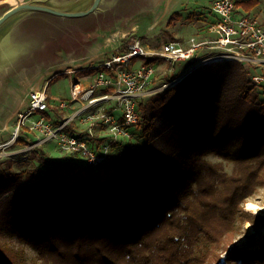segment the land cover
<instances>
[{
    "label": "trees",
    "instance_id": "obj_1",
    "mask_svg": "<svg viewBox=\"0 0 264 264\" xmlns=\"http://www.w3.org/2000/svg\"><path fill=\"white\" fill-rule=\"evenodd\" d=\"M256 2L235 5L249 11ZM127 44L123 40L118 51ZM201 68L153 100L144 131L170 112L159 141L138 153L123 142L119 162L94 178L90 171L76 177L63 161L59 174L40 179V167L56 159L34 145L37 165L23 172L36 183L19 191L21 172L1 161L0 232L34 246L40 264H264V242L255 251L230 247L244 234V223L260 217L243 204L264 186V89L241 63ZM104 69L100 64L84 72ZM138 109L141 120L133 126L146 118L144 105ZM42 113L50 123H62L55 109ZM24 131L27 126L19 125L15 142L34 144ZM94 134L87 141L97 153L118 139L98 143ZM209 154L220 161L207 160ZM105 156L99 165L107 164L110 154ZM224 162L232 163L231 172ZM0 264L28 263L20 245L0 240Z\"/></svg>",
    "mask_w": 264,
    "mask_h": 264
},
{
    "label": "rangeland",
    "instance_id": "obj_2",
    "mask_svg": "<svg viewBox=\"0 0 264 264\" xmlns=\"http://www.w3.org/2000/svg\"><path fill=\"white\" fill-rule=\"evenodd\" d=\"M26 1L28 0H0V14L7 8ZM47 1L66 4L71 3L73 0ZM118 1L116 0L114 3L116 4ZM160 1L162 0H146L141 5L139 3L137 6H132L125 14L120 10L121 15L117 20L109 21V23L105 22L101 25L96 21L93 22L92 16L89 14L90 17L88 15L60 17L44 11H35L22 17L21 22L24 31L27 29V34H36L38 45L31 49L29 53L22 55L18 62L10 66L0 65V144L7 143L5 147H0V163L5 159L10 160L12 171L21 172V182L17 190H31L36 183L35 180L30 179L23 172L24 169L37 165L35 162L38 158L37 155H34L35 161L31 155L33 145H38L50 157L56 159V163L41 166L39 169L40 179L46 180L53 174L61 172L63 161L72 165L76 177L81 175L83 171H90L91 178H94V176L99 175L101 170L106 167H114L119 162L122 157L121 153L125 148L122 145L123 142L129 145V149L133 147V151L138 153L144 151L150 144L159 141L161 133L167 128L166 120L170 112L159 115L153 121V129L148 132L144 131L143 126L148 119L153 100L178 83L188 72L202 69L201 67L206 65L201 64L188 71L189 63L178 62L172 69L163 60H154L152 64L155 66V71L149 89L135 100L138 108L139 104L144 105L146 108V118L145 120L142 118L141 123L137 126L132 125L130 127V138L114 135L104 125H99L94 129V135L99 139L98 143L112 140V138L121 139V143L117 141L118 139L112 140V148L110 144H106L107 141L104 143V153L106 155L110 154L106 165L97 164V166H94L91 163L89 164L83 157L63 149L56 139L45 138L46 134L40 131L30 129L27 132L24 131L26 132L25 135L35 140L34 144L16 143L15 139L18 134L17 124L20 115L27 110L28 93L31 89L45 88L48 95V111L55 109L57 117L62 122L64 120L69 122L65 127L67 132L83 134L85 132V115L83 113L87 108H85L86 100L77 97L74 101L73 94L78 90V87L76 86L73 89L72 83L77 81L76 76L86 74L87 72L84 71L89 69L88 67L100 65L112 53H119L118 45H121L123 40H128L129 43L132 39H139L150 51H156L170 39H177L185 43L189 37H203L206 26L215 18L212 9L215 0ZM103 3H105V0ZM115 4L112 6L106 5V8L101 5L100 10L109 12ZM120 12L118 11V13ZM236 12L247 14L264 23V0H257L255 6L249 11H246L242 6H236ZM39 17L45 19L41 21ZM16 18L18 17L16 16ZM16 18H12L0 28V42H2L6 33L7 24ZM60 23L69 24V26L60 30L53 29V24ZM122 26L130 29L125 35L119 36L120 32L115 37L109 36L115 28ZM142 60L141 57H137L131 61V64L138 66ZM69 70L72 71L69 72ZM94 78L95 73L91 74L88 79L83 80L84 85L81 83L80 86H87ZM61 100L66 102L64 107L59 106ZM109 102L116 105L114 101L100 102L98 107L91 108L92 112H96V108L103 106L112 109L113 105L108 106ZM112 113L119 117L123 112L119 108ZM35 115L38 116L37 113ZM37 116L35 117L37 118ZM51 117L53 118L54 115L52 114ZM51 122L53 126H58L54 123L55 121ZM24 123L27 125L29 120L25 119ZM205 158L213 162L220 161V158L213 154H209ZM98 165L99 168H97ZM224 168L227 172H231L232 163L224 162ZM0 169H4V163L0 164ZM133 170V165H128L125 171L131 173ZM68 175H71V173ZM247 202L257 204L258 208L255 211L248 209L246 207ZM247 202L243 204V210L260 217L257 218L254 224L244 223V234L235 242V245L242 251H255L260 249L264 242V232L260 229L261 224L264 223V186L259 187L255 195ZM251 229L252 231H250ZM0 240L20 245L24 250L25 260L28 264H40L37 249L34 246L20 243L15 236L10 237L5 230H1Z\"/></svg>",
    "mask_w": 264,
    "mask_h": 264
},
{
    "label": "built area",
    "instance_id": "obj_3",
    "mask_svg": "<svg viewBox=\"0 0 264 264\" xmlns=\"http://www.w3.org/2000/svg\"><path fill=\"white\" fill-rule=\"evenodd\" d=\"M212 9L215 18L206 26L203 37H189L185 43L170 39L156 51H150L139 39H132L125 51L112 53L102 61L105 69L95 72V78L87 86H80L79 80L73 82L72 88L78 87L73 98L86 100L83 134L65 131L67 120L53 126L44 117L42 112L48 109L45 88L29 91L28 107L20 115L17 130L19 125H24L32 131L43 132L48 139H56L67 152H78L93 165L101 163L104 151L97 153L87 141L93 136L95 127L104 125L114 135L129 136L127 126L141 120L135 100L149 89L155 66L143 60L140 65L134 66L131 61L137 57L149 59L156 56L157 61L163 60L172 69L178 62L189 63L188 71L201 64L235 61L249 70L250 78L257 87L264 89V23L247 14H238L234 0H215ZM107 101H114L116 105L112 109L99 107L92 112L91 108ZM65 105V101L59 102L60 107ZM119 108L123 113L118 117L112 112ZM35 113L37 118L26 125L24 120ZM6 145L2 143L0 147Z\"/></svg>",
    "mask_w": 264,
    "mask_h": 264
},
{
    "label": "bare ground",
    "instance_id": "obj_4",
    "mask_svg": "<svg viewBox=\"0 0 264 264\" xmlns=\"http://www.w3.org/2000/svg\"><path fill=\"white\" fill-rule=\"evenodd\" d=\"M68 1V0H64ZM89 0H83V2H87ZM104 0H101L99 7L101 8V5H103V8H106L105 6H112L116 0H105V3L102 4ZM138 0H120V9L117 8V12L124 9V6H127L131 3H134ZM56 2V1H55ZM54 5L60 6L64 5L62 3L58 4L59 2H50ZM116 12V13H117ZM92 16V21H96L99 25L102 23H109L111 18L115 17L114 13L108 12L105 16L104 13L100 14H89ZM88 15V16H89ZM89 16V17H90ZM21 16L14 19L6 28V33L4 34L2 42H0V65H8L10 66L13 63L18 62L25 53H29L31 49L34 47H37L38 42L36 41V34H27L26 29L24 31L22 22L23 20ZM41 21H43L45 18L39 17ZM21 22V23H20ZM69 26V24L64 25V23L60 24H53L52 27L55 30L65 29ZM249 205H252L253 207H249ZM246 207L250 210L255 211L258 208V205L253 202H247ZM261 231L264 232V223L261 224ZM252 231V229L250 230ZM244 240V239H243Z\"/></svg>",
    "mask_w": 264,
    "mask_h": 264
},
{
    "label": "water",
    "instance_id": "obj_5",
    "mask_svg": "<svg viewBox=\"0 0 264 264\" xmlns=\"http://www.w3.org/2000/svg\"><path fill=\"white\" fill-rule=\"evenodd\" d=\"M82 1L83 0H73L71 3L57 6L47 0H28L4 10L0 14V28L12 18H16V16H21L22 18L24 15L34 13L35 11H44L60 17H75L88 15L100 10L99 5L101 0H89L81 3ZM9 23L7 25H9ZM233 246L237 245L234 243V245L230 247Z\"/></svg>",
    "mask_w": 264,
    "mask_h": 264
},
{
    "label": "crops",
    "instance_id": "obj_6",
    "mask_svg": "<svg viewBox=\"0 0 264 264\" xmlns=\"http://www.w3.org/2000/svg\"><path fill=\"white\" fill-rule=\"evenodd\" d=\"M139 2H134V3H131V4H129V5H127V6H124L125 8L124 9H122L121 11L123 12V14H125L126 12H128L129 10H130V8L132 7V6H137L139 3H140V5L145 1L146 2V0H138ZM163 1V0H162ZM162 1H160V2H162ZM160 2H158V3H160ZM115 4V3H114ZM119 7V9H120V0L118 1V3H116L115 5H114V7H112V9H110L109 10V12H111V13H114L115 14V17H113V18H111V20H110V22L112 21H114V20H117L118 19V17L121 15V12L120 13H118L117 12V8ZM98 11H100V12H98ZM97 12L98 13H100V14H102V13H104L105 14V16H106V14L108 13L106 10H98ZM117 12V13H116ZM98 13H93V14H98ZM157 19H158V17H156ZM128 30H130V29H126V28H123V26L122 27H118V28H115L114 30H113V32H111V34L109 35V36H113V37H115V36H117L118 35V33H120L119 34V36H123V35H125V33L128 31ZM109 36H107V37H109ZM88 68H91V67H88ZM85 70V69H84ZM84 70H82V71H84ZM91 74H94V73H86V74H83V75H79V76H76L77 77V80H79V81H81V83H82V85H84L83 84V80H85V79H88L89 77H90V75ZM90 83V82H89ZM76 99H74V101H75ZM110 105H113L111 102H109L108 103V106H110ZM107 107V106H106ZM35 114H32V115H30L27 119L30 121V120H33V119H36V117L35 116H37V115H35ZM49 122H50V120H48ZM36 134V133H35ZM45 138H47V137H45ZM48 140V139H47Z\"/></svg>",
    "mask_w": 264,
    "mask_h": 264
},
{
    "label": "snow or ice",
    "instance_id": "obj_7",
    "mask_svg": "<svg viewBox=\"0 0 264 264\" xmlns=\"http://www.w3.org/2000/svg\"><path fill=\"white\" fill-rule=\"evenodd\" d=\"M249 207H253L252 205H249Z\"/></svg>",
    "mask_w": 264,
    "mask_h": 264
}]
</instances>
